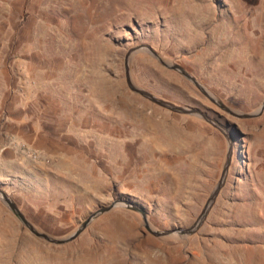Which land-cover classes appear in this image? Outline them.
I'll return each mask as SVG.
<instances>
[{"label": "rangeland", "instance_id": "374dc122", "mask_svg": "<svg viewBox=\"0 0 264 264\" xmlns=\"http://www.w3.org/2000/svg\"><path fill=\"white\" fill-rule=\"evenodd\" d=\"M142 43L235 109L264 99V0H0V186L40 230L66 236L116 198L144 206L157 229L189 226L219 179L226 137L129 89L125 55ZM131 74L236 124L227 182L202 227L158 237L115 208L56 245L0 201V264H264V112L235 118L142 51ZM13 138L43 158L8 147Z\"/></svg>", "mask_w": 264, "mask_h": 264}, {"label": "water", "instance_id": "95a60500", "mask_svg": "<svg viewBox=\"0 0 264 264\" xmlns=\"http://www.w3.org/2000/svg\"><path fill=\"white\" fill-rule=\"evenodd\" d=\"M145 52L157 59L159 63L165 66L168 69L175 70L183 75L187 80H189L193 85H195L200 92L205 95L214 105H216L220 110L225 113L238 118V119H248L256 118L264 112V99L261 104L255 110L251 112L242 111L235 109L223 101L216 93L209 89L201 80H199L193 73L187 70L182 64L174 61L165 59L151 44L142 43L136 46L131 47L125 55V76L126 82L131 91L136 94H139L153 103L162 106L166 109H169L173 112L186 114L198 117L210 123L212 126L217 128L227 140V152L225 155V161L221 170V174L217 182L212 187L201 211L197 215L196 219L189 225L185 227H173L169 229H157L153 226L149 219L148 210L134 201L125 198H116L109 203L100 206L96 210L92 211L80 224L73 230L70 234L63 237H55L48 232L42 231L26 216L23 210L20 208L15 199L3 188L0 186V201L2 204L19 220L24 228L29 230L33 235L38 238L44 239L50 243L56 245H65L70 243L79 237L89 225L100 216L114 210L115 208H124L127 210H132L139 213L142 217L143 224L146 229L153 235L158 237H178L186 238L190 235L195 234L206 221L211 209L215 205L222 189L224 188L227 178L229 175L230 167L232 164L234 156V147H235V130L236 124L233 125V128L230 129V122L225 119V122L220 120L223 115L213 108H207L206 110L202 109L199 106H193L188 104H178L171 100L165 99L156 95L154 92L141 87L135 83L131 74V61L137 52ZM208 110L216 113L218 117H214L209 114Z\"/></svg>", "mask_w": 264, "mask_h": 264}, {"label": "built area", "instance_id": "2783aa9c", "mask_svg": "<svg viewBox=\"0 0 264 264\" xmlns=\"http://www.w3.org/2000/svg\"><path fill=\"white\" fill-rule=\"evenodd\" d=\"M9 146L20 149L22 152H24L34 160H39L43 158L42 154L37 149L33 148L26 142L19 140L17 138H13L12 140H10L8 147Z\"/></svg>", "mask_w": 264, "mask_h": 264}, {"label": "bare ground", "instance_id": "6f19581e", "mask_svg": "<svg viewBox=\"0 0 264 264\" xmlns=\"http://www.w3.org/2000/svg\"><path fill=\"white\" fill-rule=\"evenodd\" d=\"M239 61V60H238ZM148 124V123H147ZM149 129V128H148ZM173 129H174V132H175V127H173ZM164 131V130H163ZM165 132V131H164ZM189 134V133H188ZM176 136V135H175ZM166 137V136H165ZM164 139V138H163ZM165 140V139H164ZM174 139L173 138H171V137H169V138H166V140L164 141V142H168V143H170V144H176L175 146H177V142L175 143L174 141H173ZM168 143H167V145H168ZM165 144V143H164ZM169 144V145H170ZM173 148H175V147H173ZM168 149V148H167ZM172 150V149H171ZM150 151V150H149ZM148 151V152H149ZM168 151V150H167ZM165 153V152H164ZM121 155V154H120ZM139 161V160H138ZM116 167V166H115ZM165 169H166V167H165ZM167 170V169H166ZM166 173V172H165ZM141 177V176H140ZM169 179V178H168ZM172 179V178H171ZM183 179V178H182ZM177 181H178V179H177ZM180 181V180H179ZM181 182V181H180ZM185 215V214H184Z\"/></svg>", "mask_w": 264, "mask_h": 264}]
</instances>
